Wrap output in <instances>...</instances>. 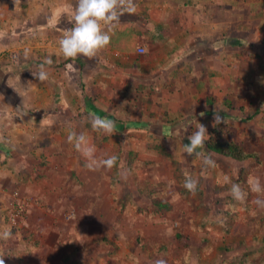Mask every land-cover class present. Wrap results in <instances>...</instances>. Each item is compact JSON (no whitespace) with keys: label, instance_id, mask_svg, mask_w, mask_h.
Listing matches in <instances>:
<instances>
[{"label":"rangeland","instance_id":"obj_1","mask_svg":"<svg viewBox=\"0 0 264 264\" xmlns=\"http://www.w3.org/2000/svg\"><path fill=\"white\" fill-rule=\"evenodd\" d=\"M241 1L243 5L250 6L252 3L250 7L254 8L255 3L263 0ZM2 4L0 28L6 32V27L13 25L12 20L23 19L24 11L21 5V10L16 11L14 16H8L7 6ZM239 12L242 14L239 18L259 15L260 19L252 20L253 23H240L235 28L239 30L234 31L239 33L242 45L239 50L242 52L233 58V73L229 72L230 67L227 69L225 63V75L218 82L223 83L222 86L218 84L223 91L212 93L215 99L209 102V108L193 103L189 116L155 124V131H159L162 125L164 131L171 127L174 133L178 127L186 126V138L170 139L169 134H164V137L150 135L142 129L129 134L126 140L120 141L122 149L135 151L136 160L143 159L142 164L135 162L132 167L124 165L118 174L114 171L109 177L103 175L102 168L94 170L103 176V181L110 182L106 190L88 187L87 183L80 186L81 179L79 186H73L68 181L70 170L59 173L58 169L48 173V178L58 177L57 185L53 188L50 184L44 186L41 181L46 177L40 161L31 164L30 170L13 171L19 181L12 188L3 185L0 180V231L9 229L12 232L10 239L1 240L2 264H66L63 258L68 253L76 254L77 264H155L161 258L166 260V264H236L240 257L245 261L255 260L259 264L264 262V208L254 202L257 198L264 199V195L252 193L247 183L251 176L258 177L264 185V70L258 67L252 57L256 52L264 57V9L252 11L241 7ZM33 15L34 20H38L39 14ZM228 26L231 28L230 23L225 22L224 27L228 29ZM14 34L17 41L14 49L7 44L0 45V89L6 98L16 97V100H20L26 115L36 123L25 129L35 135L44 129L51 138L57 139L79 132L77 126L85 122L81 108L72 107L64 100L58 107L47 106L51 94L40 90L42 83L32 74L38 70L36 57L43 50L42 44L37 41L38 33L31 36V40L24 37V32L15 33L14 30ZM11 65L13 69L6 71ZM235 81L239 83L236 85ZM44 91V94L41 93ZM226 99L242 102L245 106L255 100L257 107L255 110L252 107L239 112L228 108L224 102ZM212 108L219 109L218 112L225 118L224 123L215 127L232 126L235 140L242 142L252 154L262 155V164H257L252 158L240 164L217 153H207L204 149L199 150L203 152L201 157L178 154L181 153L180 146H183L178 141L189 143L188 136L195 130L192 125L194 122L202 123L207 130L214 127ZM136 110L137 113L142 112L143 107ZM255 111L259 113L249 120L239 121L237 118L247 117ZM235 112L239 113L237 117L232 115ZM13 113L14 118L8 120L12 125L5 123L6 118L0 114L1 128L3 124L25 127L23 122L26 118L18 116L17 107ZM207 116L209 122L205 120ZM15 120L18 122L15 123ZM43 141L52 142L51 139ZM104 141L97 139L96 144ZM155 144H161L174 154L161 155ZM97 153H100L99 150ZM209 155L215 161V166L203 163L204 156ZM3 165L0 158V178ZM241 166H252L253 170L250 174L246 173L245 181L238 182V169ZM185 173L198 180L195 193L183 187ZM22 175L26 182L25 188L20 183ZM92 177L91 174L88 181ZM233 183L240 184L248 192L245 201L233 199L229 191ZM101 187H104V182ZM199 190H202L203 198ZM106 198H110V208L105 210L102 200ZM155 200L169 202L172 209H158ZM233 204L236 209H228ZM217 211L232 214L233 222L227 224V227L230 226L229 232L224 233L210 221L208 225L213 228V232L208 237L209 245L206 248L192 246L189 251V248L183 249L176 244V230L182 232L185 229L198 234L199 225L205 222L206 217L212 218ZM28 230L31 232L28 233Z\"/></svg>","mask_w":264,"mask_h":264},{"label":"crops","instance_id":"obj_2","mask_svg":"<svg viewBox=\"0 0 264 264\" xmlns=\"http://www.w3.org/2000/svg\"><path fill=\"white\" fill-rule=\"evenodd\" d=\"M229 1L135 0L136 13L121 17L113 30L110 44L98 53L97 57L88 59L81 55L75 59H65L59 53L58 40L62 32L72 26L70 16L75 8V0H0L4 7L7 6L8 16H14L16 11L21 10V5L24 11L22 20H12L13 25L6 27L7 33L4 28H0V45L7 44L14 49L17 42L14 30L15 33L24 32V37L30 40L31 36L38 33L40 40L37 37V41L43 48L36 57L39 65L46 58L50 57L52 60L51 65L45 66L48 78L41 82L40 88L51 94L47 106L58 107L64 100L72 107L81 108L85 122L84 125L77 126L79 132L75 133L83 134L88 143L94 146L98 159L113 156L117 148H120V158L116 166L111 169L101 167L103 175L109 177L114 171L118 174L121 167L128 164L127 157L132 150L122 149L121 140H126L129 134L141 129L150 135L164 137V134H169L170 139L186 138V126L178 127L174 133L170 130L171 127L167 131L163 130L165 127L155 131V124L169 123L189 116L193 103L209 108V102L215 99L212 93L223 91V88L218 87V84L222 86L223 83L218 82L225 75V63L227 69L230 67L228 71L233 73V58L238 55L242 46L239 30L235 28H238L240 23H253L252 20L260 19L259 15H249L247 19H244V16L239 18V15H242L239 8L245 7L252 11L264 9V0L255 3L254 8L250 7L252 3L249 6L243 5L241 0ZM33 13L39 14L38 20H34ZM225 22H229L231 28L228 26L226 29ZM140 47H144L145 52L140 53ZM237 64L240 66L238 62ZM11 69L13 65L6 71ZM238 83L235 81L236 85ZM45 91L41 93L44 94ZM16 99L6 98L0 89V114L6 118L5 123L14 118L15 107H22L20 100ZM142 107L143 111L137 113L136 108ZM188 108L189 110H186ZM215 110L218 112L219 109H211L214 115ZM90 114L113 120L115 132L106 134L103 131H95L90 123ZM24 117V128L17 124L14 127L4 124L3 128L0 127V158L5 164L0 178L3 185L12 188V185L19 181L13 171L30 170L31 164L40 161V167L46 177L41 181L44 186L50 184L53 188L57 185L58 177L48 178V173L58 169L59 173L70 170L68 181L73 186H79L81 179L80 186L87 183L88 187L94 186L102 190L108 188L110 182L103 181L101 174L85 167L83 152L77 151L73 144L68 142L67 135L59 139L51 138L44 129L37 135L30 133L25 128L36 123L29 115ZM208 117L205 118L207 122ZM17 122L18 120H15V123ZM44 139H51L52 142H44ZM97 139L112 141L96 144ZM178 142L183 146L186 143ZM183 146H180L179 155L183 154ZM98 150L100 153H97ZM102 150L108 151L102 153ZM166 151L169 155L174 154L171 150ZM158 152L160 153L159 150ZM91 174L93 177L88 181ZM103 182L104 187H101ZM20 183L25 188L23 175ZM102 203L105 210L110 208V198L103 199ZM156 206L159 209L157 204ZM207 219L211 220L213 217ZM199 227L198 234L185 229L182 231L193 235L194 242L190 239L189 251L192 246L201 249L209 245L207 240L213 228H209L208 223L206 226L200 224ZM215 227L217 228L216 225ZM179 231L181 230L174 231V239ZM30 232L31 230H28V233ZM1 243L0 240V250Z\"/></svg>","mask_w":264,"mask_h":264},{"label":"clouds","instance_id":"obj_3","mask_svg":"<svg viewBox=\"0 0 264 264\" xmlns=\"http://www.w3.org/2000/svg\"><path fill=\"white\" fill-rule=\"evenodd\" d=\"M137 11L135 0H75V8L70 16L71 27L62 32L59 40V53L65 59H75L84 56L88 59L97 57L103 49L111 42V35L121 17L125 14L132 15ZM27 54V50H26ZM51 58H46L38 66V71L32 72L39 81L44 82L48 78L46 65H51ZM11 86V85H10ZM13 87V86H12ZM17 91V90H16ZM18 92V91H17ZM24 104V101H23ZM27 112L23 106L18 108V116L23 118ZM204 113H201L203 115ZM225 118L220 112L215 110L213 126L224 123ZM90 123L95 131H103L106 134L115 132V122L107 118H101L95 114H90ZM195 130L188 136L189 143L183 146V153L188 156L201 157L203 152L199 151L205 147L208 138V130L205 125L194 122ZM68 142L73 144L77 151H82L85 158V167L89 170H97L101 167L111 169L116 166L115 155L106 159H98L95 155V148L91 146L83 134L72 132L68 135ZM203 163L207 166H215V161L211 156H204ZM198 180L185 173L183 187L189 192L195 193L198 187ZM248 186L252 193L264 195V185L258 177H249ZM234 200L243 202L248 193L238 183H233L229 189ZM258 207L264 208V199L257 198L254 201ZM12 236L9 229L0 231V240H8ZM2 264V262H0ZM155 264H166V260L157 259Z\"/></svg>","mask_w":264,"mask_h":264},{"label":"trees","instance_id":"obj_4","mask_svg":"<svg viewBox=\"0 0 264 264\" xmlns=\"http://www.w3.org/2000/svg\"><path fill=\"white\" fill-rule=\"evenodd\" d=\"M241 52L242 51L240 50L238 53L239 56H240ZM243 53H246V52H243ZM252 57L254 59V62L258 65V67L260 69L264 70V57L259 52H256ZM1 71L4 72L3 69H1ZM224 102L228 108L237 109L236 111H239V112L243 111L245 108L251 109L252 107L255 110V108L257 107V105L255 104V100H251L249 102V106H245V104L242 102H235L232 99H230V100L226 99ZM258 113H259L258 111H255L253 113H250L247 117L238 116V114H239L238 112L237 113L235 112L233 115H236V117L238 116L237 117L238 120L239 119L249 120L253 116H256ZM160 126L163 127L162 125H160ZM208 131L210 132V134H209V136L205 142V147L203 148L207 153L214 152V153H217L218 155H220L222 157L224 156V157L230 158L232 160H236L240 164L245 163L246 161H249L251 158L254 159L257 164H262V162H263L262 155L260 156L258 153L252 154L246 148V146H244V144L242 142L235 140V129L232 126H229L228 128L226 126L213 127V128L208 129ZM155 147L160 151L161 155L169 156V153L166 151V149L161 144H155ZM119 152H120V148H117V150L115 152V156L118 157L117 163H118L119 158H120ZM136 156H137V154L135 151H133V150L130 151L129 157L127 159L128 160L127 165L129 167H132L133 164L137 161L140 164H142V160H138V158L136 160ZM245 167L243 168V166H241L238 169V177H237L238 182L245 181L247 179L246 173L250 174V172L253 170L252 166H249V167L245 166ZM199 193H200V197L203 198L202 190H199ZM155 204H157L158 207L165 208L166 210L172 209V204H170L169 202H163L160 200H156ZM228 209H236V206L233 204ZM231 215L232 214L230 212H228V214H225V213L223 214L221 211H217L215 213V215L213 216V219H211V220L207 219L201 225L206 226L207 223H209L211 221V223H213L214 225L221 228V231H223L224 233L229 232L230 226L227 227V224H228V222H230V223L233 222V220H232L233 217ZM192 236L193 235L190 232L179 231V232H177L175 239L177 241L178 246L182 247L183 249H187L190 245V239H192ZM262 244L264 245V238L262 240ZM226 249H229V248L226 247ZM240 258L238 259V261H237L238 263H236V264H259L255 260L250 259V260L245 261L244 259H240ZM63 261L66 264H77L78 263L76 254H74V253L65 254ZM260 264H264V262H262Z\"/></svg>","mask_w":264,"mask_h":264},{"label":"built area","instance_id":"obj_5","mask_svg":"<svg viewBox=\"0 0 264 264\" xmlns=\"http://www.w3.org/2000/svg\"><path fill=\"white\" fill-rule=\"evenodd\" d=\"M138 51H139L140 53H143V52L145 51V48H144V47H140V48L138 49Z\"/></svg>","mask_w":264,"mask_h":264}]
</instances>
